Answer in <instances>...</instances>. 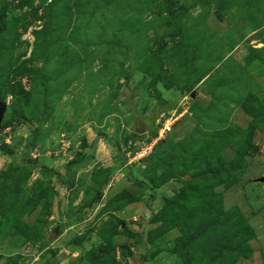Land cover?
<instances>
[{"label": "rangeland", "instance_id": "obj_1", "mask_svg": "<svg viewBox=\"0 0 264 264\" xmlns=\"http://www.w3.org/2000/svg\"><path fill=\"white\" fill-rule=\"evenodd\" d=\"M0 98V264H264V0H0Z\"/></svg>", "mask_w": 264, "mask_h": 264}, {"label": "trees", "instance_id": "obj_2", "mask_svg": "<svg viewBox=\"0 0 264 264\" xmlns=\"http://www.w3.org/2000/svg\"><path fill=\"white\" fill-rule=\"evenodd\" d=\"M12 116L14 118H16L19 122L21 123H27V119L25 117H23L22 115H19V114H16V113H13ZM35 134V130L32 131V136H34ZM27 162H29L30 164H33V165H37V162L35 160H32V159H27ZM41 169L44 171V172H47V173H50V174H55V175H58L59 176V173L55 172L53 169L47 167L46 165H42L41 166Z\"/></svg>", "mask_w": 264, "mask_h": 264}, {"label": "built area", "instance_id": "obj_3", "mask_svg": "<svg viewBox=\"0 0 264 264\" xmlns=\"http://www.w3.org/2000/svg\"><path fill=\"white\" fill-rule=\"evenodd\" d=\"M164 118V115L162 117V119ZM161 119V121H162ZM173 123L171 119H166L162 122V127L159 130V136L156 139L155 142H157V140H161L162 137H164L165 134H167V132L171 131ZM153 148V145L149 148L150 150Z\"/></svg>", "mask_w": 264, "mask_h": 264}, {"label": "water", "instance_id": "obj_4", "mask_svg": "<svg viewBox=\"0 0 264 264\" xmlns=\"http://www.w3.org/2000/svg\"><path fill=\"white\" fill-rule=\"evenodd\" d=\"M193 96H194V94H193ZM6 112H7V105L0 98V127H1V124H2V122L4 120Z\"/></svg>", "mask_w": 264, "mask_h": 264}]
</instances>
